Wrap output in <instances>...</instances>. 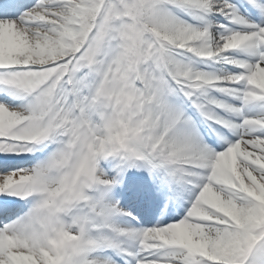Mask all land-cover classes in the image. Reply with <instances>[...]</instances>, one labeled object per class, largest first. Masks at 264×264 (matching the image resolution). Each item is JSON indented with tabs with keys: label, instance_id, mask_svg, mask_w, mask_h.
I'll use <instances>...</instances> for the list:
<instances>
[{
	"label": "snow or ice",
	"instance_id": "obj_1",
	"mask_svg": "<svg viewBox=\"0 0 264 264\" xmlns=\"http://www.w3.org/2000/svg\"><path fill=\"white\" fill-rule=\"evenodd\" d=\"M0 264H264V0H0Z\"/></svg>",
	"mask_w": 264,
	"mask_h": 264
}]
</instances>
